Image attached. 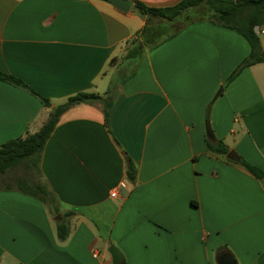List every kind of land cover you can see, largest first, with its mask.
<instances>
[{"label": "crops", "instance_id": "crops-1", "mask_svg": "<svg viewBox=\"0 0 264 264\" xmlns=\"http://www.w3.org/2000/svg\"><path fill=\"white\" fill-rule=\"evenodd\" d=\"M131 1L123 13L98 0H0V73L27 86L0 79V146L80 93L111 92L107 116L104 101L77 104L47 141L39 166L54 206L0 175V264H113L111 246L122 264H218L225 253L264 264V175L242 164L264 173V63L242 67L247 40L211 21L133 46L148 22L136 4L182 0ZM126 58L134 70H118ZM208 126L226 155L208 149Z\"/></svg>", "mask_w": 264, "mask_h": 264}, {"label": "trees", "instance_id": "trees-1", "mask_svg": "<svg viewBox=\"0 0 264 264\" xmlns=\"http://www.w3.org/2000/svg\"><path fill=\"white\" fill-rule=\"evenodd\" d=\"M202 6L208 13H212L217 23L224 28L237 32L249 43L251 54L242 67L264 63V51L261 49L260 39L256 33V27L261 31L264 26V0H237L233 2L223 0H182L178 4L167 8H149L142 3H138L136 8L142 15L147 16L148 22L140 35L141 41L139 42V38L134 40L133 46L139 44L140 49L145 46L148 50H153L161 42L173 37L191 22L209 21L191 19L192 14L199 11ZM152 21L157 24L152 26ZM181 21L184 22V26L174 33L168 34L163 31L167 30L169 25H176ZM0 79L27 88L26 85L14 77L0 73ZM110 93H107L108 96L105 99L97 94L80 93L70 98L66 103L52 108L49 119L35 134H28L26 137L8 141L0 146V175L8 173L11 167L16 164L28 161L27 163H30L29 166L31 165L36 170V175L34 180L31 181L33 182L32 184L21 182L20 191L47 205L54 206L57 200L49 186L42 181L40 175L39 165L45 145L58 125L60 118L77 104H93L104 101L105 114L107 116L108 104L111 100ZM41 99L45 107L51 108V103L48 99ZM209 138H213L210 132L206 137V144L210 151L220 155L228 153L227 147L223 142L214 143ZM242 164L255 177H263L264 173L261 169L248 165L244 161ZM25 167L27 169V166ZM136 175V166L129 161L127 167L128 179L135 181ZM72 215L74 214L69 213L67 217ZM57 228L59 238L65 240L69 235L70 229L62 224L58 225Z\"/></svg>", "mask_w": 264, "mask_h": 264}, {"label": "rangeland", "instance_id": "rangeland-1", "mask_svg": "<svg viewBox=\"0 0 264 264\" xmlns=\"http://www.w3.org/2000/svg\"><path fill=\"white\" fill-rule=\"evenodd\" d=\"M191 19L194 20H199V19H203V20H209V21H217L212 13H208L205 8L202 6L199 11H196L195 13L192 14ZM157 23H155L154 21H152V26H155ZM184 26V22H179V24L177 23L176 25H169L167 28V30H163L166 33H174L175 31H177L178 29L182 28ZM262 30V29H261ZM162 31V32H163ZM161 33V31H160ZM259 39H263L264 40V35L259 33L258 34ZM133 66H137L134 63H130V60L124 59L121 62L120 68L118 70H134L135 68H133ZM120 75V73H117L116 77L118 78ZM42 127V126H41ZM28 161H25L23 163H18L16 165H14L13 167H11L10 171H8L9 173H7L8 175L5 176L3 178V183H7V182H11L9 184L13 185V181H16L17 185L19 183V185H21V182H28L29 184H32L33 182H31L32 180H34V177L36 175V170L29 164L27 163ZM27 166V169L26 167ZM9 178V179H8ZM18 181V182H17ZM15 183V182H14ZM8 184V183H7ZM0 185H2L0 183ZM3 186V185H2Z\"/></svg>", "mask_w": 264, "mask_h": 264}, {"label": "water", "instance_id": "water-1", "mask_svg": "<svg viewBox=\"0 0 264 264\" xmlns=\"http://www.w3.org/2000/svg\"><path fill=\"white\" fill-rule=\"evenodd\" d=\"M98 1L105 2L123 13H128L133 6V1L131 0H98ZM258 29L259 28L256 27V33L258 32ZM208 131L210 132L209 126H208ZM227 158L231 161H236V162L239 161V158L233 152H230L227 155ZM108 252L112 257L113 264L123 263V255L121 254L119 249H117L115 246H111L108 249ZM218 264H237V261L232 254L225 253L218 259Z\"/></svg>", "mask_w": 264, "mask_h": 264}, {"label": "built area", "instance_id": "built-area-1", "mask_svg": "<svg viewBox=\"0 0 264 264\" xmlns=\"http://www.w3.org/2000/svg\"><path fill=\"white\" fill-rule=\"evenodd\" d=\"M259 33L264 34V30H261V31H260V30L258 29L257 34H259ZM116 196H117V193H116V192H113V193H112V197H116Z\"/></svg>", "mask_w": 264, "mask_h": 264}]
</instances>
